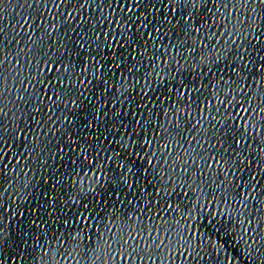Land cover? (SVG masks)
Wrapping results in <instances>:
<instances>
[{"label": "snow or ice", "instance_id": "6c2138e0", "mask_svg": "<svg viewBox=\"0 0 264 264\" xmlns=\"http://www.w3.org/2000/svg\"><path fill=\"white\" fill-rule=\"evenodd\" d=\"M0 264H264V0H0Z\"/></svg>", "mask_w": 264, "mask_h": 264}]
</instances>
